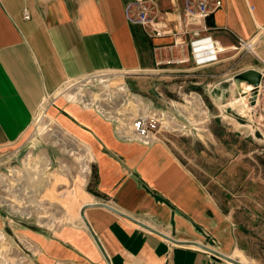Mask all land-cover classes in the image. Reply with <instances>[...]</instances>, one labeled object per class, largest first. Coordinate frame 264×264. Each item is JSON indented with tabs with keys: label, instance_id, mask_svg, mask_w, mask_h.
Here are the masks:
<instances>
[{
	"label": "crops",
	"instance_id": "1",
	"mask_svg": "<svg viewBox=\"0 0 264 264\" xmlns=\"http://www.w3.org/2000/svg\"><path fill=\"white\" fill-rule=\"evenodd\" d=\"M130 1L0 0V165L16 154V169H7L18 183L15 202L23 200L24 211L39 221L49 214L48 222L18 223L9 217L17 206L0 210L1 248L17 250L21 263L222 264L216 253L240 261L231 217L172 145L119 140L106 117L60 93L102 75H172L169 60L187 54L174 46V32L193 31L201 22L187 19V0H152L163 33L153 37L128 23ZM220 1L206 22L221 51L260 40L264 55V0ZM44 107V117L80 157L42 135L35 120ZM94 170L101 196L88 191ZM85 206L106 255L82 218Z\"/></svg>",
	"mask_w": 264,
	"mask_h": 264
},
{
	"label": "rangeland",
	"instance_id": "2",
	"mask_svg": "<svg viewBox=\"0 0 264 264\" xmlns=\"http://www.w3.org/2000/svg\"><path fill=\"white\" fill-rule=\"evenodd\" d=\"M259 41H251L247 46L238 45L228 51L224 48L219 62L206 65L201 71L192 70L195 65L187 50L182 57L190 61L180 66L181 72L177 75L171 73L169 77L150 71L124 76L104 75L87 83L86 87L60 91L71 101L81 89V97L94 98L89 108L104 109L110 113L107 116L116 117L119 103L127 96L132 100L133 95L152 104L156 113L168 116L167 125H163L155 142L160 140L172 145L186 167L216 196L218 205L232 219L236 239L233 253L244 264H264V75L255 92L251 84L234 78L248 68L264 69V55L261 49H257ZM78 103L84 106L82 101ZM148 104L131 101V112L125 108L123 117L129 121ZM45 107L35 120L42 135L57 144L58 149H68L72 158L80 157L83 152L74 148L72 152L66 138L44 117ZM168 125L170 127L166 128ZM180 125L186 126L183 131L172 129ZM49 134H53L50 139ZM16 159V154L11 155L7 165H0V210H9L10 207L2 205V201L17 192L16 176L7 171L8 168L16 169ZM76 169L82 171L84 167L77 165ZM38 216L42 217L39 223H43L46 222L43 217L48 214ZM9 217L18 223L27 221L17 213ZM56 217L59 219L62 214ZM28 221L38 222L36 216ZM204 235L208 244H216L209 232ZM0 250L7 252L0 253V264L27 262L19 261V252L15 249L0 246Z\"/></svg>",
	"mask_w": 264,
	"mask_h": 264
},
{
	"label": "built area",
	"instance_id": "3",
	"mask_svg": "<svg viewBox=\"0 0 264 264\" xmlns=\"http://www.w3.org/2000/svg\"><path fill=\"white\" fill-rule=\"evenodd\" d=\"M220 0H187L185 2L184 12L185 15H187V19L191 21H200L201 25L199 28L188 31L184 28V30H177L174 32V46L179 47L181 52H184L183 48H186V51L189 50L191 53V56L194 61V67L195 68H202L206 65H212L217 62H219V56L223 52L220 49L219 43L214 39V37L211 34H208L211 29L209 25L207 24L206 20L208 19V16H210L212 13H214L217 9L221 7ZM154 12V6L152 5V0H131L128 2L125 8L126 13V19L128 23L135 26H141L145 28L146 31H148V34L153 37H159L162 36V31L157 27V23L154 20L153 16ZM26 19H29V15L26 13ZM190 36L188 41L184 40V37ZM250 42L242 41L240 42V46H247ZM187 61H190L189 59L183 58L182 53L179 57H173L169 60V64L174 66L173 74H179L180 66L186 63ZM151 72V71H150ZM157 72V71H152ZM120 75H127L126 73H119ZM175 75V76H176ZM104 76V75H102ZM109 76V75H105ZM96 79V78H95ZM92 81V80H91ZM86 87V84H81L78 86H70V88L73 87ZM182 88V86H180ZM68 89V90H69ZM78 90V89H77ZM80 91L78 90L79 95L76 94L71 101L72 102H79L82 101L84 106L88 107L92 105V102L94 100L93 97H81ZM132 95V94H131ZM138 100L141 103L148 104L145 102H142L137 96L133 95L132 100L130 98L124 97L123 100L119 103L118 106V112H116L115 116H107L106 114H110L109 112H105L104 109H99V113L103 117H108L109 121L114 123V130L115 135L119 140L125 141V142H142L144 144H151L154 143L156 140L159 139L160 131L162 130V127L164 124H166L168 120V116L166 117L163 113L158 114L153 109L152 104H148L145 106V109H143L139 114L134 115L129 121L126 120L123 117L124 109L126 108L127 111L130 113L131 111V101ZM86 102V103H85ZM102 112H101V111ZM175 118L173 117V121ZM167 125V124H166ZM49 126V125H48ZM166 127V126H165ZM170 127L168 125L166 128ZM185 125H180L176 128H172L176 131H183ZM9 176H13V174H9ZM18 191V190H17ZM17 194V192H16ZM15 194V195H16ZM12 198H11V197ZM2 201V205H5L7 207L10 206H17V214H19L23 219L31 220L34 219L36 214L33 213H27L24 211L26 207H24V201L20 200L19 205L17 202H15L14 194L10 195ZM17 203V204H16ZM24 207V208H23ZM53 215L59 214V210H52ZM49 215V214H48ZM46 219V222H48V217H43ZM37 219V217H36ZM38 220V219H37ZM39 222V220H38ZM3 237L0 233V246L3 244ZM0 253L4 255L5 253L0 250ZM4 257V256H3ZM6 258V257H4ZM4 258H1L2 260H5ZM8 261V259H6ZM5 260V261H6ZM222 264H234L224 259V262Z\"/></svg>",
	"mask_w": 264,
	"mask_h": 264
},
{
	"label": "water",
	"instance_id": "4",
	"mask_svg": "<svg viewBox=\"0 0 264 264\" xmlns=\"http://www.w3.org/2000/svg\"><path fill=\"white\" fill-rule=\"evenodd\" d=\"M236 81H246L248 82L249 84H251L253 86V92H255L258 87L261 85V82H262V79H263V74L261 72H259L258 70H255V69H249V70H246L240 74H237L234 78ZM100 206H104V207H108L109 209H112L113 211H116L114 208H111L109 205L107 204H99ZM89 207V206H85V208L83 209L82 211V218L85 222V224L87 225V228L89 229L90 233L92 236H94V240L96 241L97 245L99 246L100 250L103 252L104 255H106L103 250V247L102 245L100 244L97 236H95V233L93 232L92 228L90 227L88 221L86 220L85 216H84V210ZM200 248H204L203 246H199ZM204 249H207V248H204ZM208 251H210L209 249H207ZM212 253H216L214 251H210ZM218 256L222 257L223 259L231 262V263H234V264H243L242 262H240L239 260H236L232 257H229V256H224V255H221V254H218L216 253Z\"/></svg>",
	"mask_w": 264,
	"mask_h": 264
},
{
	"label": "trees",
	"instance_id": "5",
	"mask_svg": "<svg viewBox=\"0 0 264 264\" xmlns=\"http://www.w3.org/2000/svg\"><path fill=\"white\" fill-rule=\"evenodd\" d=\"M96 184H97V172L94 170L92 175V180L88 185V191H90L94 195L101 196L100 192L96 189Z\"/></svg>",
	"mask_w": 264,
	"mask_h": 264
},
{
	"label": "bare ground",
	"instance_id": "6",
	"mask_svg": "<svg viewBox=\"0 0 264 264\" xmlns=\"http://www.w3.org/2000/svg\"><path fill=\"white\" fill-rule=\"evenodd\" d=\"M246 82V81H245Z\"/></svg>",
	"mask_w": 264,
	"mask_h": 264
}]
</instances>
